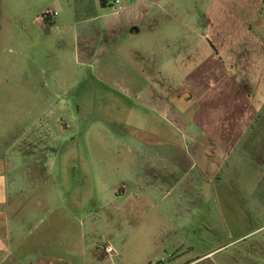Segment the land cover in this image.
I'll return each mask as SVG.
<instances>
[{
    "label": "rangeland",
    "instance_id": "374dc122",
    "mask_svg": "<svg viewBox=\"0 0 264 264\" xmlns=\"http://www.w3.org/2000/svg\"><path fill=\"white\" fill-rule=\"evenodd\" d=\"M232 1L224 0L223 12L230 10ZM59 3L0 0L1 178L7 191L11 186L25 190L14 199L18 203L47 201L56 207L54 213L63 204L97 210L96 231L90 232L97 245V264H128L125 258L104 256L100 249L109 245L120 252L118 243H111L116 234L120 238L119 231L106 226L112 192L124 187L153 188L154 160L159 154L166 156L170 147H153L152 143L157 136L168 135L155 129L152 118L137 115L140 108L135 100L125 102L127 109L132 107L131 114L114 107L96 81L86 79L75 65L70 42L61 43L56 29L46 33L35 21L43 10L55 9ZM242 58L247 62V53ZM236 64L229 62L226 67L238 74L230 87L226 85L230 90L222 106L210 108L203 118L209 128L219 129L235 144L226 147L223 155L214 146L206 149L210 162L203 184L196 183L198 170L190 173L191 181H184L188 189L205 190L201 210L192 211L189 219L188 213L177 212V227L187 221L189 229L176 230L167 251L162 243H153L152 235L144 237L146 244H153L154 254L172 255L156 263L182 264L195 255H216L212 260L220 261L230 255L234 257L230 264H264V49L258 54L255 83L245 77L246 67L238 71ZM41 118L48 128L38 129L36 138L47 139L48 148L25 142L28 128ZM192 131L187 133L188 139L204 140L200 130ZM177 135L174 140L182 139L179 132ZM183 147L181 144L176 150L184 156ZM173 180L183 181L179 177ZM13 198L11 195L10 201ZM65 214L72 222L73 213ZM74 214L83 222L82 213ZM144 222L147 225V217ZM35 225L43 223L36 224L34 219ZM212 260L199 264H213Z\"/></svg>",
    "mask_w": 264,
    "mask_h": 264
},
{
    "label": "crops",
    "instance_id": "0c3cea01",
    "mask_svg": "<svg viewBox=\"0 0 264 264\" xmlns=\"http://www.w3.org/2000/svg\"><path fill=\"white\" fill-rule=\"evenodd\" d=\"M59 1L54 23L35 21L46 33L56 29L61 43L70 42L75 65L86 79L96 81L114 107L131 114L133 109L125 102L135 100L137 115L152 118L155 129L168 135L157 136L152 143L170 147L166 156L159 154L154 160L153 188L123 186L112 192L106 226L119 231L120 238L116 234L111 243H118L120 252L111 257L102 252L109 258H125L128 264H159L172 255L154 254L153 244H146L144 237L152 235L153 243H162L167 251L176 230L189 229L187 221L177 227V212L188 213L189 219L192 211L201 210L205 190L188 189L184 181H191L190 173L198 170L196 183L203 184L210 162L206 149L214 146L223 155L235 144L203 118L210 108L222 106L230 90L226 85L234 83L238 73L226 70L229 62L237 63L238 71L246 67L245 77L256 82L258 54L264 49V0H233L227 12L224 0H121L119 11L113 0ZM245 53L249 65L242 58ZM47 128L41 118L28 128L25 142L48 148L47 139L36 138L38 129ZM194 128L204 140L187 138ZM177 132L182 139L174 140ZM181 144L184 156L176 150ZM176 177L182 183L174 182ZM5 185L0 174V264H97V245L90 237L96 231L97 210L63 204L54 213L56 207L47 201L24 205L14 199L25 190L11 186L7 191ZM65 213H73L72 222ZM74 213H82L83 222ZM34 219L43 225L34 226ZM214 256L195 255L182 264H199ZM233 259L228 255L212 262L230 264Z\"/></svg>",
    "mask_w": 264,
    "mask_h": 264
},
{
    "label": "built area",
    "instance_id": "2783aa9c",
    "mask_svg": "<svg viewBox=\"0 0 264 264\" xmlns=\"http://www.w3.org/2000/svg\"><path fill=\"white\" fill-rule=\"evenodd\" d=\"M113 4L115 7V10L119 11L122 7V1L121 0H113ZM58 17V11L53 8H47L43 10L39 15L36 17V21L39 23H42L46 26L51 25L56 21ZM100 249L108 256H113L116 254L115 249L112 246L106 245V246H100Z\"/></svg>",
    "mask_w": 264,
    "mask_h": 264
}]
</instances>
